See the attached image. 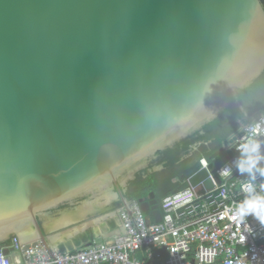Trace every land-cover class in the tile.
<instances>
[{
    "label": "water",
    "instance_id": "water-1",
    "mask_svg": "<svg viewBox=\"0 0 264 264\" xmlns=\"http://www.w3.org/2000/svg\"><path fill=\"white\" fill-rule=\"evenodd\" d=\"M263 73L264 0H0V235L35 224L51 251L40 221L166 162Z\"/></svg>",
    "mask_w": 264,
    "mask_h": 264
},
{
    "label": "built area",
    "instance_id": "built-area-1",
    "mask_svg": "<svg viewBox=\"0 0 264 264\" xmlns=\"http://www.w3.org/2000/svg\"><path fill=\"white\" fill-rule=\"evenodd\" d=\"M244 120L222 141L232 156L213 171V161L201 157L200 168L186 177V185L162 199L160 221L148 215L140 201L125 197L118 204L124 230L120 236L51 252L42 240L26 242L13 235L9 244L0 246V264H264V225L253 214L243 225L228 218L246 198L264 196V112ZM249 157L255 164L251 171H241L240 163ZM225 168L228 177L221 175ZM202 169L214 187L200 193L203 182L194 186L191 178ZM244 185L253 191L245 192ZM7 250L18 256L13 259Z\"/></svg>",
    "mask_w": 264,
    "mask_h": 264
},
{
    "label": "crops",
    "instance_id": "crops-1",
    "mask_svg": "<svg viewBox=\"0 0 264 264\" xmlns=\"http://www.w3.org/2000/svg\"><path fill=\"white\" fill-rule=\"evenodd\" d=\"M221 148H222V143L218 144L214 139L208 141H199L193 146H191L188 149V151L182 153L179 156V160L176 162V164H180L182 162L186 163L187 161L189 165H196L198 166L199 169L200 168L199 160L201 157L205 156L209 158L211 161H214L215 158L213 155ZM167 163L168 162H164L161 165L145 172L144 176H147L150 173L160 172L166 169ZM186 177H188V175L186 176L180 175L174 177L172 179V182L176 183L177 185L169 192H167L166 195L173 193L177 189L185 186ZM135 178L112 189L116 195V198L113 200L111 204L107 205L105 209H101V211H96V213H89L88 216L78 217L77 219L73 220L72 216L68 215V213L79 210L78 207H75L73 209L65 211L64 214L60 213L58 215L40 221V226L42 228L44 235L46 236L51 251H61L60 248H64L66 249V251L74 250L82 247L83 244H86L89 240L94 238H97L99 240H107V239H113L116 236H120L121 234H123L124 230L118 213V204L125 197L128 199L129 198L132 199V197L128 193V190H129L130 182L133 181ZM99 197L101 196L92 199V201ZM159 197L157 194L152 192L149 196V199L144 200V202L157 199L159 209L161 210L162 199L159 200L160 199ZM146 213L150 215L153 219H155L153 210L146 211ZM61 216L63 218L62 220H60ZM13 235H19L22 238V240L26 242H34L41 240L40 233L37 227L35 226V224H33L32 235L29 234V236L26 238L22 237L20 233H15L12 234L11 236ZM10 254L13 259H15V257L18 256V253L13 251H11Z\"/></svg>",
    "mask_w": 264,
    "mask_h": 264
},
{
    "label": "trees",
    "instance_id": "trees-1",
    "mask_svg": "<svg viewBox=\"0 0 264 264\" xmlns=\"http://www.w3.org/2000/svg\"><path fill=\"white\" fill-rule=\"evenodd\" d=\"M264 112V73L255 81V83L245 90L237 101H234L217 119L207 124L203 132L198 131L193 136L188 137L182 144L169 148L158 153L159 158L154 163L168 162L166 169L160 172L150 173L144 176L146 170L136 175V178L130 182L128 193L138 201L148 200L152 192L160 195V199L173 189L177 184L172 182L174 177L180 175H192L198 170V166L189 165L182 162L176 164L179 156L188 151L196 142L215 140L220 144L230 136L242 124V121L248 115L255 112ZM186 164V165H185ZM10 241L0 243V246L9 244Z\"/></svg>",
    "mask_w": 264,
    "mask_h": 264
},
{
    "label": "clouds",
    "instance_id": "clouds-1",
    "mask_svg": "<svg viewBox=\"0 0 264 264\" xmlns=\"http://www.w3.org/2000/svg\"><path fill=\"white\" fill-rule=\"evenodd\" d=\"M247 148V146H245ZM255 151V148L252 149ZM255 159L249 157L248 161H242L239 165L241 171L247 169L251 171L252 165L255 164ZM221 175L228 177L230 175V170L225 168L221 171ZM245 192L251 193L253 191L251 185L242 186ZM253 214L259 222L264 225V196H251L246 198L243 202L235 206L234 212L228 216L231 221L236 222L238 225H243L246 216ZM248 230V226L244 225ZM255 259V257H253ZM18 264V262H17Z\"/></svg>",
    "mask_w": 264,
    "mask_h": 264
},
{
    "label": "bare ground",
    "instance_id": "bare-ground-1",
    "mask_svg": "<svg viewBox=\"0 0 264 264\" xmlns=\"http://www.w3.org/2000/svg\"><path fill=\"white\" fill-rule=\"evenodd\" d=\"M100 196L101 197H99L93 201L90 200V201L78 206V208H79L78 211H73L71 213H68V215H71L73 220L77 219L78 217L88 216L89 213H96V211H101V209H105V207H107V205L111 204L113 202V200L116 198V195H115L113 190H110V191H108V192H106ZM63 214H64V212H63ZM63 214H62V216H63ZM62 216H61V218L59 217L60 220L63 219ZM32 232H33V225L23 227V228H20V229L11 231V232L1 234L0 235V242L8 239L12 234H15V233H20L22 235V237L26 238L29 236V234L32 235Z\"/></svg>",
    "mask_w": 264,
    "mask_h": 264
},
{
    "label": "rangeland",
    "instance_id": "rangeland-1",
    "mask_svg": "<svg viewBox=\"0 0 264 264\" xmlns=\"http://www.w3.org/2000/svg\"><path fill=\"white\" fill-rule=\"evenodd\" d=\"M9 239V238H8ZM8 239H6V240H8ZM6 240H4V241H6ZM100 241H102V240H100ZM1 243V242H0Z\"/></svg>",
    "mask_w": 264,
    "mask_h": 264
}]
</instances>
